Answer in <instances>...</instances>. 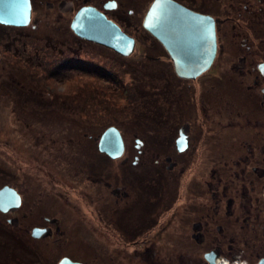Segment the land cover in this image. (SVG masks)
I'll return each mask as SVG.
<instances>
[{
  "label": "flooded vegetation",
  "instance_id": "1",
  "mask_svg": "<svg viewBox=\"0 0 264 264\" xmlns=\"http://www.w3.org/2000/svg\"><path fill=\"white\" fill-rule=\"evenodd\" d=\"M28 1L27 26L0 24V35L5 44L22 39L19 52L23 54L31 44L26 30L41 32L42 43L38 41L29 56L38 54L37 62L59 78L75 68V43L93 44L72 31L78 12L89 9L102 14L132 40L133 52L142 42L126 33L125 18L139 17L134 30L147 37L150 51L138 60L155 66L150 79L163 82L165 119L150 120L149 135L134 137L140 144L134 147L136 171L131 179L141 190L130 194L122 185L111 190L119 207L111 212L114 219L109 222L116 238L103 233V199L99 221L94 220L100 232H93L95 241L88 242V236L75 234V221L57 216L61 207L55 199L47 195L49 200L44 201L41 185L31 182L26 166L20 167L19 176L18 169L0 163V264H264V0ZM160 2L169 4L166 18L171 20L169 8L176 6L201 21L195 30L204 24L213 29L211 65L195 78L179 77L166 48L148 31L147 16ZM62 36L65 39H59ZM45 52L53 55L52 60H44ZM65 53L66 58H59ZM8 78L6 91L20 85L21 90L36 92L17 77L18 83L11 74ZM22 93L14 95L25 99ZM17 106L10 104L9 110L19 112ZM21 123L29 126L26 119ZM104 131L97 138L84 135L70 140L81 144L94 140L100 161H111L98 149ZM126 148L127 144L122 157ZM57 155L61 156L59 150ZM145 165L149 166L144 169ZM84 179L108 187L103 173ZM51 182L53 196L76 208L75 188L53 176ZM151 182L154 186L148 187ZM130 195L134 198L128 199ZM103 242L116 248H105ZM65 250L68 253L61 255Z\"/></svg>",
  "mask_w": 264,
  "mask_h": 264
},
{
  "label": "rangeland",
  "instance_id": "2",
  "mask_svg": "<svg viewBox=\"0 0 264 264\" xmlns=\"http://www.w3.org/2000/svg\"><path fill=\"white\" fill-rule=\"evenodd\" d=\"M125 20L126 33L142 42L136 51L123 58L111 49L75 43L73 46L75 55L72 57L75 68L60 76L62 78L50 76L46 64L37 62L41 60L38 54L35 57L29 56L33 55L30 49L41 42V32H35L31 27L26 30L28 31L26 40L31 44L23 54L19 52L22 39L16 43L5 44V37L0 35V73H3L0 76V163L10 167L12 171L18 169L19 176L20 167L26 166L31 182L41 185L39 191L44 193V201L47 195H50V200L55 199L54 201L61 207L59 209L61 213L57 216L75 221V234L78 237L88 236L90 239L86 238V241L92 243L96 238L93 232H100L94 220L97 221L98 215L100 217L102 199L103 209L100 212L103 214V233L113 234L116 230L109 223L114 219L111 212L119 207L114 203L115 198L111 190L122 189V186H125V190L130 194L131 191L141 190L131 179L136 171L133 166L134 157L137 155L134 151V137L149 135L147 127L150 120L165 119V112L162 111L166 101L163 82L150 79V73L156 71L155 66L147 65L144 59L138 60L139 56L150 51L147 47V37L142 32L134 30L139 17H128ZM30 34L36 37L32 38ZM141 38L144 40L141 41ZM68 55L65 53L59 58H66ZM43 57L49 61L53 55L45 52ZM8 74H11L12 79L18 78L27 88H32L36 92H26L20 89V85L14 84L15 88L12 87L11 92L6 91L4 84L7 83L5 81L9 82ZM154 86H157V89ZM20 91L26 94L25 99L14 95L20 94ZM10 104L18 105L16 109H19V112L17 110L13 112V108L10 111ZM25 104L27 107L23 109ZM155 109L162 111V114H158ZM15 113L16 115L19 113V116H14ZM20 119H26L29 126H24ZM110 126H115L121 131L128 147L121 159L106 161L103 158L101 162L95 141L81 144L78 139L84 135L97 138ZM73 136L78 139L70 140L74 138ZM5 140L10 142L7 147ZM58 150L61 156L57 155ZM6 155L14 156L6 158ZM147 161L152 165V161L145 160ZM72 166L76 176L73 174ZM148 166L145 165L144 169ZM82 167L86 172L82 170L81 173ZM83 172L86 177L90 174L98 176L99 173H103V178L108 184L107 189L84 179ZM51 176L71 190L75 188L78 192V195L73 197L76 199V208L73 207L74 204L69 206L53 196L56 194L51 189ZM161 182L160 184H163L164 180ZM147 186L154 185L151 182ZM56 191L60 189L56 188ZM65 197L68 198V194H65ZM133 198L132 195L128 197ZM105 201L110 204L108 208ZM67 229L68 232L71 230L69 227ZM113 236L116 238L115 234ZM100 242L97 240V243ZM103 247L116 248L114 244L107 242H103ZM66 253L68 250L61 255ZM55 258L57 257H54V261Z\"/></svg>",
  "mask_w": 264,
  "mask_h": 264
},
{
  "label": "water",
  "instance_id": "3",
  "mask_svg": "<svg viewBox=\"0 0 264 264\" xmlns=\"http://www.w3.org/2000/svg\"><path fill=\"white\" fill-rule=\"evenodd\" d=\"M166 5L169 4L160 2L152 7L147 16L148 31L168 51L176 74L182 78H195L211 65L214 54L213 29L204 24L198 27V31L195 30L201 21L184 14L176 6L169 8L171 20L166 18ZM29 19L28 0H0V24L24 27ZM72 31L78 38L111 49L123 57H128L133 52L132 40L97 11L86 9L78 12L72 23ZM98 149L112 160L121 158L124 144L119 130L107 128L101 135ZM60 264L78 263L66 261Z\"/></svg>",
  "mask_w": 264,
  "mask_h": 264
},
{
  "label": "bare ground",
  "instance_id": "4",
  "mask_svg": "<svg viewBox=\"0 0 264 264\" xmlns=\"http://www.w3.org/2000/svg\"><path fill=\"white\" fill-rule=\"evenodd\" d=\"M117 130H118V129H117ZM119 133H120V135H121V138H122V141H123V144H124V148H125V144H126L125 139L123 138L122 133H121L120 131H119ZM100 138H101V137H100ZM138 144H140L139 141L136 140V139H134V147H135V148L138 146ZM98 145H99V144H98ZM127 147H128V144H127Z\"/></svg>",
  "mask_w": 264,
  "mask_h": 264
}]
</instances>
